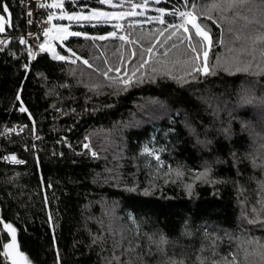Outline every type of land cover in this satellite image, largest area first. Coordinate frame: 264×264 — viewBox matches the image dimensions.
Segmentation results:
<instances>
[{
  "label": "trees",
  "instance_id": "16d2710c",
  "mask_svg": "<svg viewBox=\"0 0 264 264\" xmlns=\"http://www.w3.org/2000/svg\"><path fill=\"white\" fill-rule=\"evenodd\" d=\"M24 1L4 0L14 40L0 57V132L25 130L0 140V220L16 229L29 264H264L261 0H194L191 9L185 0H112L137 14L87 22L57 47L67 60L41 55L29 70L17 38ZM176 10L210 31L208 75L203 46L195 58L182 29L166 28L181 21ZM99 36L108 38H85ZM109 68L120 72L105 77ZM246 94L252 103L241 102ZM8 152L24 163H3ZM1 232L0 264H10Z\"/></svg>",
  "mask_w": 264,
  "mask_h": 264
},
{
  "label": "snow or ice",
  "instance_id": "6c2138e0",
  "mask_svg": "<svg viewBox=\"0 0 264 264\" xmlns=\"http://www.w3.org/2000/svg\"><path fill=\"white\" fill-rule=\"evenodd\" d=\"M229 2L231 3L232 6H237L240 3H244L246 2V0H229ZM100 4H112V0H99ZM261 3L264 4V0H261ZM215 7V5H213ZM40 7H57V8H62L63 7V0H60L59 3H55V4H51V5H45V4H41ZM134 7H139V5H134ZM195 7V3L194 0H185V8L187 9H191ZM160 11L163 13V9H160ZM177 12L179 14V17L181 18V20L183 21V23L181 24H167L166 28H171L173 30L176 29H182V32L184 34V38L187 40V47L191 50V53L194 55L195 58H200L201 57V52L199 50V46H203V53H202V67H203V74L204 75H208L209 71L207 68V64H208V54L209 51L211 50L212 46H213V40L210 34L209 30H206L205 27L202 26V23L200 22L201 17L194 15L192 11H185V10H176L173 11L171 13V15L175 16L177 15ZM0 33L5 32L6 25H10L12 23L11 21V12L9 10V6L7 3L4 2V0H0ZM7 14V15H4ZM137 13L134 12H130L128 13V15H136ZM27 15L29 17L32 16V12L29 11L27 13ZM123 14H121L122 16ZM121 16H115L114 14H110L107 12H103V11H99V10H92L91 14L89 15H85L83 12H74L71 15H62L60 17H58V19L60 20H68V21H75L77 23L81 22V21H87V22H91L93 20H96L97 22H99L101 19L104 20H108V19H113V18H121ZM201 16H203V13L201 14ZM52 14H49L48 17V22L51 23L52 21ZM205 19L208 20H212L211 16H204ZM159 19V18H158ZM159 22L161 24H164L165 21L163 19H159ZM28 23H32V21L29 19ZM213 23H215V21H213ZM117 27H121L119 25H117ZM53 28H56L57 31L59 33H62L63 35L59 36L58 38L61 39V41L67 39L69 36H73V37H78V36H82L84 35V33L81 32H77V31H69L68 30V26L65 25H53ZM52 31V29H46L44 31V35L48 36L49 33ZM174 34V32H173ZM31 35V33L29 34ZM116 33L112 32L109 33V36L112 37H116ZM85 38H90V39H99V40H104L107 39L108 37L106 36H99V37H85ZM121 40L126 39L125 37L121 36L118 37ZM169 38H171V35L169 36ZM20 43H26V41L21 38ZM131 42V41H129ZM220 43H223V41H219ZM4 41L0 40V44H3ZM175 46V45H173ZM51 49V45L48 44V42L46 41L45 43H42L39 45V50L41 53L47 52ZM69 52H72V49H68ZM153 49L147 48L145 49V52L148 54V58L150 59L151 57V53H152ZM73 55H75V53H73ZM133 55H135V53H133ZM29 56L32 57V59H35L36 57L34 55H32L31 49H29ZM53 59H57V60H61V61H65L68 59L67 56L65 55H60L59 53H55L53 54ZM73 63H75V61H73ZM84 64L88 65L89 68H92V65L88 63L87 60L83 61ZM148 63V59H144L143 63L140 65L141 67L144 66V64ZM28 66L25 65V68H27ZM111 71H115L117 73L120 72L119 68L116 69H112L109 68L107 71H104L102 74L107 77L108 76V72ZM136 71H138V69L134 70L131 75L135 76L136 75ZM195 72H201V67L198 66L196 68H194ZM125 77H128V73H124L123 74ZM123 84L127 87L132 83L131 78H126L123 79ZM17 99H19V96H17ZM242 103H252V99L249 98V96L246 94L244 96H242ZM21 112H26L27 109L21 107L19 109ZM34 123V122H33ZM85 148H88L89 146L87 144L84 145ZM93 156L96 155V153H92ZM4 159H9L8 157H5ZM159 156H156V160L159 161ZM11 160L14 161L15 163L18 164H22L24 163V161L22 160H17L15 156L11 157ZM209 170L205 169V173L204 175L207 174ZM196 179H201V177H196ZM189 189H191V185L188 186ZM251 223H257L256 220L250 221ZM260 225L261 227H264V221H260ZM3 227L5 229H7L8 233L11 234L10 237V241L8 243H4L3 244V256L4 257H10L12 264H29L28 258L25 256V254L23 252H21L19 250V245L17 243V238H16V229L9 223H5L3 225ZM262 259H264V253H261Z\"/></svg>",
  "mask_w": 264,
  "mask_h": 264
},
{
  "label": "built area",
  "instance_id": "2783aa9c",
  "mask_svg": "<svg viewBox=\"0 0 264 264\" xmlns=\"http://www.w3.org/2000/svg\"><path fill=\"white\" fill-rule=\"evenodd\" d=\"M60 0H25L22 3V6L25 10V26H26V30L17 36L18 39L23 38L26 43L24 44L25 47V54L27 56V70L30 69V66L35 63L39 56L41 55H49L53 58V55L51 53V51L54 49L55 51H57V42L59 43V39H53V32H54V18H55V11L59 8L57 7H40L41 4H45V5H51V4H55V3H59ZM64 2V0H63ZM31 11L32 12V16L29 17L27 15V13ZM49 14H52V21L51 23L48 22V17ZM29 19L32 21V23H28ZM159 19H163L164 20V15L160 14L159 15ZM183 23V21L181 20L179 22V24ZM139 25L143 28H146L150 25V21L146 20V19H142L139 22ZM46 29H52V31L49 33L48 36L44 35V31ZM31 33V35H29ZM0 40H3L4 43L0 44V57H2L5 52L9 49L11 43L14 40V37L11 36L10 34H4V33H0ZM48 42L49 45H51V49L47 52L41 53L39 50V45L45 42ZM29 49H31L32 55H34L36 58L32 59L31 56H29ZM25 130V126L22 124H14L12 127L7 128L6 130H4L3 132H0V140L3 139H9L12 138L13 136H20L24 133ZM89 147L88 149H91V145L88 143L87 144ZM92 153H94L92 151ZM142 153L151 157L153 160H156V156H159V158L161 159V156L159 154V152L155 149H153L151 146L149 145H145L143 147ZM15 156L17 160H21L17 153H13V152H8L6 154L3 155L2 158V162L7 164V165H21L18 163H15L14 161L11 160V157ZM5 157H8L9 159H4ZM159 159V160H160ZM23 164V163H22ZM2 226L0 223V242H2V232H1Z\"/></svg>",
  "mask_w": 264,
  "mask_h": 264
},
{
  "label": "rangeland",
  "instance_id": "374dc122",
  "mask_svg": "<svg viewBox=\"0 0 264 264\" xmlns=\"http://www.w3.org/2000/svg\"><path fill=\"white\" fill-rule=\"evenodd\" d=\"M75 3V9L72 10V11H69L65 8H59V11H55V18H54V25H65V26H68V30L71 32V31H77L79 32L76 28L78 27H81V26H84L87 24V21H81L79 23L75 22V21H68V20H60L58 19V17L62 16V15H71L73 14L74 12H83L85 15H89L91 14V11L92 10H99V11H103V12H107V13H110V14H114L115 16H121V14H123L121 16V18H113V19H108V20H104V19H101L100 21H113V22H117L119 23L121 20L125 19L126 17H129L130 15H128V13H130V11H127V10H116L114 9V5L113 4H101L103 6H97V5H89L87 3V1L89 0H74ZM93 21H96V20H93ZM7 26V25H6ZM5 26V28H6ZM4 33V32H3ZM63 35L62 33H59L57 31L56 28H54V32L52 34L53 36V39H59L58 37ZM69 37H72V36H69ZM68 37V38H69ZM56 41V40H55ZM59 43L57 42V47L58 46H64V40L61 41V39H59ZM55 53H58V50L55 51L54 49L51 51L52 55ZM94 152V151H93Z\"/></svg>",
  "mask_w": 264,
  "mask_h": 264
},
{
  "label": "water",
  "instance_id": "95a60500",
  "mask_svg": "<svg viewBox=\"0 0 264 264\" xmlns=\"http://www.w3.org/2000/svg\"><path fill=\"white\" fill-rule=\"evenodd\" d=\"M0 223H1L2 227H3V225L5 224V222H4L3 220H0ZM3 231L7 234V236L9 237V241H10L11 234L8 233L7 229H5L4 227H3ZM16 238H17V243H18V245H19V240H18V236H17V234H16ZM19 250H20V245H19ZM7 258H8V260H9L10 264H12L11 258H10V257H7Z\"/></svg>",
  "mask_w": 264,
  "mask_h": 264
},
{
  "label": "flooded vegetation",
  "instance_id": "af4514ba",
  "mask_svg": "<svg viewBox=\"0 0 264 264\" xmlns=\"http://www.w3.org/2000/svg\"><path fill=\"white\" fill-rule=\"evenodd\" d=\"M7 258V257H6ZM7 260H8V258H7ZM9 261V260H8Z\"/></svg>",
  "mask_w": 264,
  "mask_h": 264
}]
</instances>
